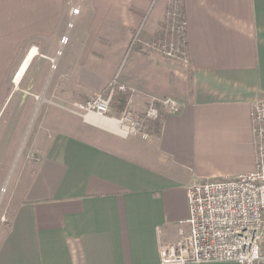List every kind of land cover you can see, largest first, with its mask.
I'll use <instances>...</instances> for the list:
<instances>
[{
	"label": "crops",
	"instance_id": "obj_1",
	"mask_svg": "<svg viewBox=\"0 0 264 264\" xmlns=\"http://www.w3.org/2000/svg\"><path fill=\"white\" fill-rule=\"evenodd\" d=\"M182 3L189 64L136 52L121 79L138 90L130 102L134 110L143 112L151 93L178 98L181 110L162 111L160 128L150 126L148 139L103 146L71 133L49 137L35 160L22 167L21 188L1 218L0 264H163L161 244L175 242L181 221L189 216V186L254 169L251 110L264 93V0ZM168 4L0 0V121L13 100L27 96L32 115L30 102L27 108L14 102L6 125L19 120L20 126L30 125L36 75L25 82L26 76L36 62L44 70L56 60L59 46L70 47L71 64L59 74L70 81L61 83L59 94L77 102L84 89L99 90L107 74L102 83L87 88L84 47L98 49L90 55L96 63L90 77L99 78L100 63L115 69L110 64L120 62L149 12L144 39L160 31ZM74 5L81 10L70 25ZM63 36L69 37L66 43ZM34 48L37 52L17 82ZM44 89L54 93L51 86ZM245 154L251 163L243 166Z\"/></svg>",
	"mask_w": 264,
	"mask_h": 264
},
{
	"label": "built area",
	"instance_id": "obj_2",
	"mask_svg": "<svg viewBox=\"0 0 264 264\" xmlns=\"http://www.w3.org/2000/svg\"><path fill=\"white\" fill-rule=\"evenodd\" d=\"M72 14L80 7H72ZM161 35L146 43L149 49L170 60L189 64L186 37L187 22L181 0H170L163 18ZM65 37L63 42H67ZM134 43L132 44V46ZM116 89L138 91L135 86L114 79L102 91L75 104L73 111L95 118L113 119L115 131L123 137L148 139V122L161 117L162 111L177 113L180 100L173 96L147 94L144 118L135 116L129 105L121 115L112 113L111 102ZM257 140L256 168L234 177L212 178L188 188L189 216L181 221L179 237L160 247L163 264H193L208 261H235L239 264H264V93L251 110ZM92 123V122H91Z\"/></svg>",
	"mask_w": 264,
	"mask_h": 264
},
{
	"label": "rangeland",
	"instance_id": "obj_3",
	"mask_svg": "<svg viewBox=\"0 0 264 264\" xmlns=\"http://www.w3.org/2000/svg\"><path fill=\"white\" fill-rule=\"evenodd\" d=\"M75 6H79V5H74L71 6L70 8V13L72 16L69 22L70 25H73L76 22V17L78 16V14L73 15L71 12L72 7ZM151 10H153V8H151ZM151 14L152 13L149 12V15L145 18V20H147ZM81 19L82 21H85L86 16L82 15ZM145 20L141 24L139 29L133 32V37L128 47L124 50L120 62L116 64H110V65H114L115 69L109 67L108 63L105 62L100 63L99 78L95 76L94 78L90 77L93 74L91 68L96 66V63H94L91 60L90 55H94V52H96L98 49L93 48V52H92L91 48L84 47V55H85L84 58L88 60L85 61L84 63L85 76L89 75V78H85L84 81L85 84L88 86L87 87L88 89L89 88L93 89L98 82L102 83L104 80H106L105 79L106 77H108L107 80L108 82L116 79L117 83H123L121 80L122 76L124 72L129 69L132 62L134 61V57L131 56H134V54L137 52L133 49V46L135 45L142 46L143 50H145L144 51L145 53L156 52L155 50L149 49L146 43H149L150 40L161 35V31L164 30V22L162 21V27L160 31L154 34L151 37V39L147 40L144 39L143 37V30L146 25ZM65 37L68 36H63L62 42ZM133 43L134 45L132 46ZM69 49L70 47L59 46V48H57V51L59 52L56 53V56H58L56 60L53 59L51 63H48L44 68V70L38 69L39 63L36 62L35 65H33V67L28 72L25 82L31 80L30 79L31 76L36 75L34 85H35V90L37 91V94L35 96V104H36L35 115L31 117L30 125L25 127L20 126L21 120H19L18 122L15 121V123H13L14 125L12 126L6 125V120L8 118L10 110L13 108L14 102L21 104L25 108H27L30 102L29 115H32V111H31L32 99L30 97V99L28 100L27 96L26 98L25 97L23 98V96H18L15 100H13L11 105L7 109V112L0 121V221L2 220L1 219L2 216L8 214L9 205L13 201V198L16 196L15 195L16 192L19 191V187L21 188V185H19V183L21 180L20 175H21L22 167L27 163V161H31L33 159L35 160V158L39 154L40 147L45 145L49 137H52L57 133H61V132L71 133L92 140L103 146H112L117 144L118 141L122 142L127 138H133V137L142 138L140 136L123 137L122 135L115 133L111 130H108L107 128L105 129L97 124H92L91 122H88L82 114L72 110L74 109L76 103L85 101L94 92L104 90L108 86L107 84L108 82L106 81V83L102 85L99 90L96 91L95 90L90 91L84 89L85 95L82 96V98L77 99L76 100L77 102H74V100H72L73 98L71 99L70 96H67L68 98H66V96H62L61 94H59L61 83H67L68 85L70 83L69 80L59 79L60 72H62V70L67 68L68 65H71L68 64L70 62L67 61L68 58L70 57ZM100 53L103 54V49L101 50ZM156 53L162 55L159 52ZM162 57L168 60L163 55ZM37 61H39V59H37ZM106 74L107 76L104 78L103 76ZM19 86H21V81L19 83ZM49 86H51L53 89L54 93L52 95H48L44 93L45 90L44 88ZM18 98L19 100H17ZM129 108L135 116L144 118L146 107L144 108L143 112H138L134 110L132 104L129 105ZM17 123H19L18 126H16ZM152 123L153 122L148 123V130L150 129V124ZM6 129H9V131L7 135L4 136V131ZM253 139H254L253 140L254 148L257 151V140L255 133L253 134ZM250 159L251 157L245 154L242 160L243 166H246L247 164L251 163ZM255 168L256 166L254 167V169Z\"/></svg>",
	"mask_w": 264,
	"mask_h": 264
},
{
	"label": "trees",
	"instance_id": "obj_4",
	"mask_svg": "<svg viewBox=\"0 0 264 264\" xmlns=\"http://www.w3.org/2000/svg\"><path fill=\"white\" fill-rule=\"evenodd\" d=\"M133 49L137 52L145 53L143 48L140 45L133 46ZM130 97H131L130 91H122V90L116 89L114 92L112 102H111L112 113L117 116L121 115L125 111V109L128 107ZM149 122H153L152 124H150L151 127L153 126L156 129L160 128V124H161L160 118L155 121H149Z\"/></svg>",
	"mask_w": 264,
	"mask_h": 264
},
{
	"label": "bare ground",
	"instance_id": "obj_5",
	"mask_svg": "<svg viewBox=\"0 0 264 264\" xmlns=\"http://www.w3.org/2000/svg\"><path fill=\"white\" fill-rule=\"evenodd\" d=\"M37 52V48H34L31 52V54L29 55L28 59H26L27 61L24 62L16 81L18 82L20 80V78L22 77L24 70L26 69L30 58ZM87 118L92 122V124H99L103 127H106L108 129H110L111 131L115 132L117 130H119V123H117V121L113 120V119H105V118H95L94 116H87Z\"/></svg>",
	"mask_w": 264,
	"mask_h": 264
}]
</instances>
